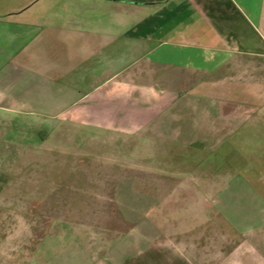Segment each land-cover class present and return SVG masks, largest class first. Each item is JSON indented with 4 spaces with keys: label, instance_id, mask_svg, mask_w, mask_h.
<instances>
[{
    "label": "crops",
    "instance_id": "0c3cea01",
    "mask_svg": "<svg viewBox=\"0 0 264 264\" xmlns=\"http://www.w3.org/2000/svg\"><path fill=\"white\" fill-rule=\"evenodd\" d=\"M263 121L264 0H0V150L27 149L64 125L71 142L115 136L137 149L136 164L163 166L119 180L165 181L173 173L158 151L171 140L217 150L221 122L247 124L245 143L262 149ZM189 180L163 244L121 238L108 257L105 238L94 249L91 235L53 239L41 264H264L214 238L238 210L229 177ZM260 181L252 195L262 198Z\"/></svg>",
    "mask_w": 264,
    "mask_h": 264
},
{
    "label": "rangeland",
    "instance_id": "374dc122",
    "mask_svg": "<svg viewBox=\"0 0 264 264\" xmlns=\"http://www.w3.org/2000/svg\"><path fill=\"white\" fill-rule=\"evenodd\" d=\"M246 125L233 131L221 122L217 142L226 143L217 150L183 149L168 142L158 151L166 152L165 169L173 173L165 181L119 180L131 177L133 167L148 172L163 166L136 164L132 155L137 149L115 136L92 134L84 142L86 132L71 142L73 132L64 125L53 136L41 132L44 142H28L27 149L0 150L7 162L0 166V189L11 192L0 196V263L6 254L12 264H41L40 255L51 253L53 239L82 242L91 235L94 249L105 238L101 247L109 249L108 257L121 238L163 244L165 222L176 214L185 177L194 183L211 176L229 177L238 208L230 214L232 228L214 238H225L228 254L264 260V211H259L264 195H252L262 189L264 148L245 143ZM261 126L264 133V121ZM249 204L258 209L244 211Z\"/></svg>",
    "mask_w": 264,
    "mask_h": 264
}]
</instances>
